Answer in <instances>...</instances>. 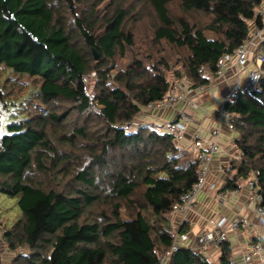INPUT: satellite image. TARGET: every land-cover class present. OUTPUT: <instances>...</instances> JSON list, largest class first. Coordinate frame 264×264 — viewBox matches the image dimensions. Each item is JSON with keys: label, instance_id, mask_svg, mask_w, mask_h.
I'll list each match as a JSON object with an SVG mask.
<instances>
[{"label": "trees", "instance_id": "16d2710c", "mask_svg": "<svg viewBox=\"0 0 264 264\" xmlns=\"http://www.w3.org/2000/svg\"><path fill=\"white\" fill-rule=\"evenodd\" d=\"M105 1L113 10L101 15ZM121 1L0 0V67L41 78L44 105H74L14 122L0 133V193L18 197L21 209L4 240L11 250H29L18 264H161L175 242L173 207L198 181L199 162L184 161L174 135L149 125L127 131L125 125L170 90L173 66L162 56L164 44L181 55L178 64L195 87L207 86L222 55L238 49L252 23L261 25L264 3L178 0L176 15L173 0H145L155 23L153 36L140 46ZM202 14L210 19L205 26L196 20ZM128 48L135 51L132 64L113 73ZM93 72L91 94L86 76ZM227 109L243 152L242 160L230 162L229 171L237 174L224 189L258 173L264 209V78ZM72 110L80 115L74 124ZM221 251L219 264H235L228 240ZM163 264L213 263L180 246Z\"/></svg>", "mask_w": 264, "mask_h": 264}, {"label": "built area", "instance_id": "2783aa9c", "mask_svg": "<svg viewBox=\"0 0 264 264\" xmlns=\"http://www.w3.org/2000/svg\"><path fill=\"white\" fill-rule=\"evenodd\" d=\"M261 15V25L257 26L252 23L251 30L247 39L233 53H224L219 60V70L217 78L225 77L227 70L231 69V75L226 79L229 83V89L223 95L221 106L217 109L206 110L209 120L215 124L209 130V136H204L199 130L192 132V146L195 153V159L199 162L198 181L182 196V202L173 207V212H185L194 207V201L197 194L207 186L212 191L218 190V185L214 181H209L212 172V164L214 157L219 154H225L229 159L242 160V150L237 142H233L232 147L224 151L219 143L221 132L228 130L237 132L233 123V114L227 109V105L232 104L238 99L239 93L242 91H251L256 88L264 78V6L259 10ZM207 86H199L191 88L187 83H178L175 87H170L165 97L157 102L148 104L142 113L153 115L155 111L177 108L181 103L191 105L193 109H203V107L193 102L190 97L196 93H204ZM194 117L182 110L177 118L160 124H150L136 118L132 123L125 125L127 131H132L149 125L162 133H168L175 136L180 142L187 134L190 133L191 124H195ZM258 173H255L252 179L248 180L247 186L254 191L253 198L257 202V211L264 217V209L259 206L261 195L258 194L257 185ZM172 212V213H173ZM225 220H221L217 226L204 232L197 244L190 247L193 250L205 252L208 248H221L224 241L227 240L228 232L224 228ZM250 225L249 221L244 218H238L231 222L230 228L233 230L246 229ZM180 245L175 241L171 248L162 257L163 264L170 255L179 249ZM262 250V244L254 242L249 251L242 257L244 264H254V258Z\"/></svg>", "mask_w": 264, "mask_h": 264}, {"label": "crops", "instance_id": "0c3cea01", "mask_svg": "<svg viewBox=\"0 0 264 264\" xmlns=\"http://www.w3.org/2000/svg\"><path fill=\"white\" fill-rule=\"evenodd\" d=\"M264 6V3L262 4ZM232 70H227L225 77L217 78L213 83L208 85L204 92L206 95L196 93L190 97L193 102L200 104L203 109H193L191 105L181 103L177 108L155 111L153 115L143 116L152 124H160L173 120L178 117L182 110L190 113L196 123L191 124L190 133L187 134L178 144L180 152L193 153L191 134L199 130L204 136H209V130L216 123L209 120L206 110L212 111L222 104L223 95L229 89V83L226 79L231 75ZM239 134L224 130L219 137V143L224 151L232 147L233 142L237 140ZM226 153L219 154L214 157L212 164V172L209 181H214L218 185L217 191L210 190L205 186L196 196L194 207L185 212H173L171 214V225L175 233V241L180 246L194 247L200 236L217 226L221 220H225L224 228L228 232L227 240L232 248V261L235 264H244L242 257L249 251L254 242L262 244V250L254 258V264H264V217L257 211V202L254 200L252 191L247 182H243L240 187L234 189H224L227 178H234L237 174L236 170L229 171L230 162ZM230 172V174H229ZM244 218L250 223L246 229L233 230L230 228L232 221ZM188 226L187 232H180L183 225ZM213 264H219L221 257V248L211 247L203 252Z\"/></svg>", "mask_w": 264, "mask_h": 264}, {"label": "rangeland", "instance_id": "374dc122", "mask_svg": "<svg viewBox=\"0 0 264 264\" xmlns=\"http://www.w3.org/2000/svg\"><path fill=\"white\" fill-rule=\"evenodd\" d=\"M121 4L125 9H127L128 15H130L128 26H131V29L135 32L138 45L142 46L144 44V38L149 36L151 38V36H153V24L155 23V14L153 9L145 0H122ZM76 6H79L78 2ZM99 8L101 15H105L108 11L111 12V10H113V8L111 9L110 1L103 2ZM170 8L173 14H181L178 0H173ZM197 17L198 18L196 20H199L200 24L203 26H205L210 20L203 16V14ZM208 34L211 35L210 33ZM146 41L150 42V39H146ZM162 47L165 48L164 52H162V56H165L169 60V63L173 66L172 70L167 72L170 87H175L178 83H187L191 88H197L188 78L181 65L178 64V60L181 58V55L168 45L164 44ZM262 51H264V47L262 48ZM134 53V50L128 48L125 56H118L116 60V69L113 70V73L127 69L133 62ZM159 56H161V54H159ZM96 81L97 75L94 72L86 76L88 91L91 94L94 92ZM214 81L215 80L211 83ZM41 82L42 80L39 77H31L27 74L15 72L7 66L0 67V116L2 117V125L0 127L1 134L6 133L8 131V125L14 122H21L39 115H46V111H50L52 109L58 113H63V111L74 107L73 104L63 101L49 106L44 105L38 97ZM200 95L204 98L206 94L201 93ZM95 105L102 108L106 105V103L96 102ZM79 116L80 115L76 112V110L71 111L69 119L72 121V124L78 120ZM143 116H145L144 113ZM142 121L146 122V117H143ZM55 141L61 149L62 146L58 140L55 139ZM181 154L184 161L188 159H195V153H187L185 151ZM123 214L124 217H127L125 212ZM20 216L21 209L19 207V198L10 197L6 194L0 193L1 264L21 263L22 260L18 261L20 256L29 252V250L24 247L11 250L4 240L5 231L11 229Z\"/></svg>", "mask_w": 264, "mask_h": 264}, {"label": "water", "instance_id": "95a60500", "mask_svg": "<svg viewBox=\"0 0 264 264\" xmlns=\"http://www.w3.org/2000/svg\"><path fill=\"white\" fill-rule=\"evenodd\" d=\"M95 58H96V59H98V58H99V56L96 54V55H95Z\"/></svg>", "mask_w": 264, "mask_h": 264}]
</instances>
